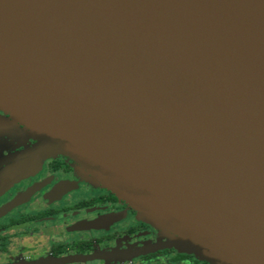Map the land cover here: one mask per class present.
<instances>
[{
    "label": "water",
    "instance_id": "1",
    "mask_svg": "<svg viewBox=\"0 0 264 264\" xmlns=\"http://www.w3.org/2000/svg\"><path fill=\"white\" fill-rule=\"evenodd\" d=\"M235 1L0 0V110L36 141L5 161L67 156L166 246L264 264V0Z\"/></svg>",
    "mask_w": 264,
    "mask_h": 264
},
{
    "label": "flooded vegetation",
    "instance_id": "2",
    "mask_svg": "<svg viewBox=\"0 0 264 264\" xmlns=\"http://www.w3.org/2000/svg\"><path fill=\"white\" fill-rule=\"evenodd\" d=\"M0 264H210L87 178L64 155L5 161L36 144L0 110ZM4 128V127H3Z\"/></svg>",
    "mask_w": 264,
    "mask_h": 264
},
{
    "label": "bare ground",
    "instance_id": "3",
    "mask_svg": "<svg viewBox=\"0 0 264 264\" xmlns=\"http://www.w3.org/2000/svg\"><path fill=\"white\" fill-rule=\"evenodd\" d=\"M217 1L220 2L221 4H223L224 6H238V7H236V9H238V11L243 9V8L239 7L238 3L235 0H217ZM259 22H260V24L258 23V19H257L256 23L264 28V14L261 15V17H259Z\"/></svg>",
    "mask_w": 264,
    "mask_h": 264
},
{
    "label": "rangeland",
    "instance_id": "4",
    "mask_svg": "<svg viewBox=\"0 0 264 264\" xmlns=\"http://www.w3.org/2000/svg\"><path fill=\"white\" fill-rule=\"evenodd\" d=\"M5 130H9L10 132H13L14 131V126L11 125V126H9V128H6L5 123H3V120L0 119V131H5ZM181 252H183V251H181Z\"/></svg>",
    "mask_w": 264,
    "mask_h": 264
}]
</instances>
